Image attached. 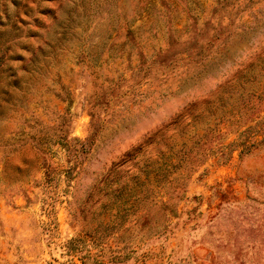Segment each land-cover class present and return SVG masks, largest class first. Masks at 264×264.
<instances>
[{
  "label": "rangeland",
  "instance_id": "374dc122",
  "mask_svg": "<svg viewBox=\"0 0 264 264\" xmlns=\"http://www.w3.org/2000/svg\"><path fill=\"white\" fill-rule=\"evenodd\" d=\"M0 264H264V0H0Z\"/></svg>",
  "mask_w": 264,
  "mask_h": 264
},
{
  "label": "trees",
  "instance_id": "16d2710c",
  "mask_svg": "<svg viewBox=\"0 0 264 264\" xmlns=\"http://www.w3.org/2000/svg\"><path fill=\"white\" fill-rule=\"evenodd\" d=\"M72 244V243H71ZM70 251H74V252H77V250H72V246L70 247V249H69ZM81 258H83L82 256H81Z\"/></svg>",
  "mask_w": 264,
  "mask_h": 264
}]
</instances>
